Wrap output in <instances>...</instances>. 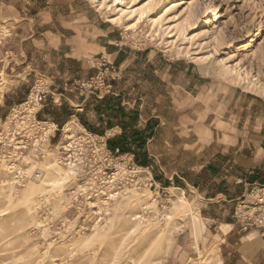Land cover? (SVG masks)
<instances>
[{
    "label": "rangeland",
    "instance_id": "374dc122",
    "mask_svg": "<svg viewBox=\"0 0 264 264\" xmlns=\"http://www.w3.org/2000/svg\"><path fill=\"white\" fill-rule=\"evenodd\" d=\"M50 80L58 86L54 99L88 97L95 108L97 96L125 93L128 111L143 105L146 117L126 137L145 145L126 139L109 153L113 130L83 127L85 107H75L82 109L77 119L34 105L37 120H56L58 128L72 121L68 127L100 136L106 148L83 145L75 170L59 163L69 171L61 191L36 194L25 221L0 228V264H220L232 253L262 259L264 229L254 224L262 208L253 205L264 195V0H0V119ZM11 97L19 103L8 109ZM177 109L193 126L187 156L156 146L171 139L160 128ZM155 112L161 117L146 121ZM54 127L43 157L28 149L18 159L23 179L0 165V192L11 186L18 198L50 175L46 163L59 156ZM6 211L0 224L13 208ZM222 223L241 227L231 247H221L218 231L232 227ZM97 226L91 241L69 245Z\"/></svg>",
    "mask_w": 264,
    "mask_h": 264
},
{
    "label": "crops",
    "instance_id": "0c3cea01",
    "mask_svg": "<svg viewBox=\"0 0 264 264\" xmlns=\"http://www.w3.org/2000/svg\"><path fill=\"white\" fill-rule=\"evenodd\" d=\"M22 21H25V18H21ZM33 33V32H32ZM66 56L68 58H72V59H77L75 56L66 54ZM79 60V59H77ZM12 63H10L11 65ZM21 65H23V63H20ZM18 68L19 65H14L12 64V68ZM28 67V66H26ZM16 68V69H17ZM24 68V67H23ZM120 73L123 74L124 77H126V67L121 68ZM114 88L117 87V83H114ZM58 86H54L53 81H49V84H46V87L44 90H42V92H44V100L42 103V107L44 105L48 106H57V108L59 110H61V112H68L71 113L69 115V117H75L78 119V117L82 115L81 110L85 107L84 109V113L86 114V116L89 118V120L84 119L83 118V123L85 126L83 127H87L89 129H91L95 134H101V131H110L113 130V133L110 135V137H108V141L107 144L108 146H111V149L114 147H119V145L116 144H122L124 140L128 139V141L132 142L133 144H139L140 146H144L145 143L142 142L143 145L140 144L141 140L140 139H135V140H130L129 138L126 137V135H130V133L135 134V130L134 128H136V125L139 127L140 126V121L141 119H143V117H146L145 111L143 110V105L141 106H137V108L134 111H128V109H126L124 106L126 103V99L129 100L128 96L124 93L123 95L121 94H115V93H111L110 95H105V96H97L98 101L97 102H102L101 104L95 106V108H91L90 106H88L86 104L88 97H78L77 96H70L71 98L65 97L62 93L58 94V99H54V95H55V91L57 90ZM32 91V87L30 88L28 94ZM28 94H26L22 100L26 99V97L28 96ZM52 99L51 101H47V98ZM126 97V98H125ZM64 99V102H67L68 108L66 107H62V101ZM4 98L2 97V100ZM12 101L11 104H9L8 109L13 106L16 105L19 102H15L17 101L16 99L13 100V98L11 97ZM100 100V101H99ZM140 100V98H137L135 100H133L132 104L129 105V108H132L133 105L135 104V101ZM70 101H74L76 102V105H70ZM131 101V100H129ZM45 103V104H44ZM129 104V103H128ZM104 105L105 109H104ZM75 107H80L82 109H75ZM69 109V110H68ZM179 109H177L176 112H173L172 115H174L173 118V122H166V127H162L160 128V130H163L164 132L167 133H172V137L170 140H161L164 143H161L160 146L156 145L158 147V149H168L171 151H175V152H181L183 154H186L187 156V152H192L195 143L193 141L190 140V136H192L193 132V126L192 124H189V118L188 116H181L178 112ZM144 111V112H143ZM67 113V115H68ZM160 118L161 116L158 114V112H155V115L146 118V121L149 120L150 118ZM56 126H59V123L56 122V120L54 122ZM62 123V122H61ZM155 123H157V120L155 121ZM165 123V121L163 122L161 119V124ZM152 122L148 123V126H151ZM160 124L156 127H159ZM146 127V126H145ZM157 130V129H156ZM144 132H139L138 135L141 138V135ZM174 136H178L177 138L174 139ZM143 139V138H142ZM166 144V145H165ZM222 224H230L232 227L227 230L226 232L223 231H218V235L220 238H223L224 241L221 243V247H225L233 243V241H237V236H239L241 234V227L240 226H236L234 227L233 223H222ZM236 244V242H234ZM237 245V244H236ZM228 256H230V259H228ZM227 258L226 256H222L221 259V263L220 264H226V261L228 262H235V264H264L263 263V259H264V255L262 256L261 259V255H259V253L257 255H251L250 257L247 255H242L240 253H232L230 255H228ZM234 258V259H233Z\"/></svg>",
    "mask_w": 264,
    "mask_h": 264
},
{
    "label": "built area",
    "instance_id": "2783aa9c",
    "mask_svg": "<svg viewBox=\"0 0 264 264\" xmlns=\"http://www.w3.org/2000/svg\"><path fill=\"white\" fill-rule=\"evenodd\" d=\"M102 65H105V62ZM31 93L32 91L23 102L12 107L3 120L0 119V165H3V169H6L14 179L18 180L25 177L18 168L17 163L18 159L28 156L26 150L29 149V151L41 153L43 157L46 154V150L50 147L46 141L49 138V133L45 129V124L49 122L37 120L36 115L41 107L34 109L36 104L42 106L45 97L44 92L38 91L35 97H31ZM65 125L66 123L61 128L55 125L53 129V132L58 131L60 135V140L55 147L59 155L58 163L69 166L74 170L80 167L83 162V145L89 144L90 147H94L95 152L98 151L99 147L102 149L106 148V141H100V136L97 139L96 135L86 132L85 129L76 131V129L66 128ZM119 151V147H114L109 153H118ZM40 175V172L34 174L35 177ZM256 200L253 207L262 208V210L260 209L261 216H257L258 224H254L264 229V195H261Z\"/></svg>",
    "mask_w": 264,
    "mask_h": 264
},
{
    "label": "bare ground",
    "instance_id": "6f19581e",
    "mask_svg": "<svg viewBox=\"0 0 264 264\" xmlns=\"http://www.w3.org/2000/svg\"><path fill=\"white\" fill-rule=\"evenodd\" d=\"M114 2L116 3V2H118V0H114ZM159 21H160L159 17L158 18H155V19H153V24L159 23ZM173 28L176 29L177 27L175 26ZM225 71L226 72H230V73H232L233 71H235V73H237V75H239V72H236V69L235 68L226 67L225 68ZM32 95H31V97H35L36 96V95L35 96L34 95L32 96ZM71 122L72 121H70L69 123H67L65 125V127L66 128H70L68 126L71 124ZM47 125H49V126H47V128L45 127V129H46V132L48 133V131H52L51 130V127H53L54 124L48 123ZM66 168L61 167V165L59 163H57V160L56 161H52V160L47 161L46 166H45V169H49L50 175L48 177L46 176L45 179L44 178L41 179L40 182H39V184L37 186H32L31 183H30V185L26 186V188L19 195H17L18 198L15 197L16 195H15V193L13 191V188L11 186H7V187L5 186L6 189L4 191L2 190L3 192H0V217L2 215H5L7 213L6 210L9 207L10 208H13V212L9 216H6V217L3 218V222L0 224V228H7L8 226H11L9 224L11 221H14V222H17L18 223V222L23 221L24 218L26 219L27 215L32 210L31 208L34 207L32 205L35 202V199H36L35 196H38L36 194H40V193L45 194V193H48V192H53V193L54 192H60L61 189H62V187L64 186L65 181L67 179H69L68 178L69 177V171ZM45 172H46V170H45ZM40 198H42V197H40ZM144 203H146V202H144ZM144 203H142V204H144ZM144 206H146V205H144ZM144 206H142L141 209H143ZM138 214H139L138 212L133 213V215L135 216V218L136 217H139ZM23 224L24 223H22L19 228L23 227L24 226ZM11 228H9V229H11ZM100 229H101V226L94 227V229L92 230V232L90 234H88L86 236H83L79 240H76L75 239V241L74 242L72 241L69 245L70 246L71 245L72 246H75L78 243H87V242L91 241L92 238H94L95 236H98V234L100 232ZM5 232H7V231H5ZM127 233H128L127 231L126 232H123V235H125ZM120 234H122V233H120ZM200 258H202V257H200ZM198 260H199V258H198ZM198 260H196V261H198Z\"/></svg>",
    "mask_w": 264,
    "mask_h": 264
}]
</instances>
